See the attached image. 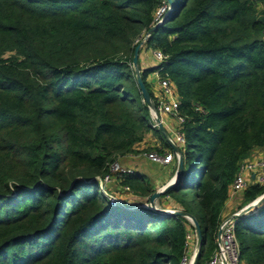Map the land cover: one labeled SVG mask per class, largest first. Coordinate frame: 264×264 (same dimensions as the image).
<instances>
[{"label": "trees", "instance_id": "obj_1", "mask_svg": "<svg viewBox=\"0 0 264 264\" xmlns=\"http://www.w3.org/2000/svg\"><path fill=\"white\" fill-rule=\"evenodd\" d=\"M164 6L165 17L167 0H0V264H180L195 226L177 212L201 227L198 264L215 251L230 185L264 151V0H172L147 38L167 59L140 66L142 80L156 102L148 77L160 70L185 117L183 172L157 198L177 212L113 206L96 179L150 132L173 150L133 66ZM114 175L109 192L157 191L144 174ZM262 194L253 183L246 204ZM235 236L244 264H264V202Z\"/></svg>", "mask_w": 264, "mask_h": 264}, {"label": "built area", "instance_id": "obj_2", "mask_svg": "<svg viewBox=\"0 0 264 264\" xmlns=\"http://www.w3.org/2000/svg\"><path fill=\"white\" fill-rule=\"evenodd\" d=\"M163 10L165 13L166 7L159 9ZM159 16L156 17V21L160 22L162 18V12L158 13ZM143 36L148 38L150 36L149 32H146ZM140 39V38H139ZM137 39L136 41H138ZM154 55L162 63L167 59V56L161 50H154ZM161 87L162 96L154 104L155 108L151 109V119L153 128H159L160 124H164L168 131H170V136L167 142L173 146L176 145L180 151L181 146L185 145L186 138L181 131V126L185 122V117L179 113L180 101L174 91V87L168 78H165L160 73V70L154 71ZM169 115L176 121L175 125L167 123L166 117ZM182 152V151H181ZM181 152L167 151L162 153L158 150H152L145 152V155L152 162L159 163L162 165H169L174 161L179 160ZM133 170L130 168L121 167L119 161H114L110 166V171L104 176H97L96 179L99 182L101 190L108 196L109 202L113 206L121 205L125 206V201L116 194L110 193L106 186L112 182L114 179V174H126L132 173ZM254 181L259 184L264 185V154L254 160H245L241 163L239 171L230 185V197L232 198L235 194L243 192L246 190L251 182ZM124 190L129 191V187H123ZM148 209H153L152 205L148 202L140 205ZM169 214H174L177 212L176 209H166ZM240 213H234L226 218H223L216 234V249L211 255V257L205 261L203 264H242L240 257V247L235 236V223L240 216H236ZM188 218V217H187ZM190 222L194 225L193 221L188 218ZM186 245L187 251L180 264H194L197 253H198V243L197 234L195 229H190L186 234ZM198 264V263H197Z\"/></svg>", "mask_w": 264, "mask_h": 264}, {"label": "crops", "instance_id": "obj_3", "mask_svg": "<svg viewBox=\"0 0 264 264\" xmlns=\"http://www.w3.org/2000/svg\"><path fill=\"white\" fill-rule=\"evenodd\" d=\"M143 57L141 55L139 58L142 69L156 67L159 64L156 62L152 63L150 62V59H143ZM148 80L151 83L152 88L157 90L158 84L154 72L149 75ZM166 121L171 125L176 124V121L173 118H171L169 115H167ZM165 130L169 132L166 127ZM159 146H161V141L159 140L158 135L154 134L153 132H150L149 134L146 135V137L141 143L136 145V149L138 150V153H131L125 156H121L119 158V162H121L123 166L132 169L133 172H138L146 175L157 190L161 189L163 186H165V184H167L169 181H171L174 178L177 171L176 166L178 167L176 161H174L169 165H162L159 163L152 162L150 159L147 158V156L145 155L146 149L147 148L155 149V148H159ZM262 154L263 152L261 150H255L250 158H255ZM129 195H131V198L133 197L132 201H134V203L140 202L137 205H143L142 204L143 202L144 203L148 202L146 198H141L140 196L135 195L133 193L132 194L129 193ZM236 202L237 201L233 197L228 199L222 214L223 218H226L234 214L235 211L234 210L232 211V206L237 204ZM155 203L157 207L159 206L166 209L176 208V205L167 198L157 199Z\"/></svg>", "mask_w": 264, "mask_h": 264}, {"label": "water", "instance_id": "obj_4", "mask_svg": "<svg viewBox=\"0 0 264 264\" xmlns=\"http://www.w3.org/2000/svg\"><path fill=\"white\" fill-rule=\"evenodd\" d=\"M167 2L169 4V6H170L169 11L166 13L165 17L160 22L154 24L149 29V31H148L149 33L154 31L170 15L172 0H167ZM139 49H140V46L139 45L136 46L135 52H134V57H133V66L135 67V70H136V79H137V83L139 85L140 91H141V93L143 95L144 101L149 105V107L151 109H154L155 108V104H154V102L152 100V97H151V95H150L145 83L142 80L141 71H140L139 66H138V63H139ZM160 129L166 135L165 127L162 124H160ZM172 147H173V149L175 151L181 152L180 149L176 145H173ZM177 164H178V167H177V171H176V174H175L174 178L171 181H169L165 186H163L161 189H159L156 192H154L151 195V197L149 198V203L152 205L153 210H157V211L169 214V212L166 209L158 208L155 202H156V199L159 196H161L168 189H170L173 185H175L178 182V180L180 179L181 174H182L183 169H184V159H183L182 152H181V156H180ZM263 202H264V194H262L261 196L257 197L252 202L248 203L245 207H243L241 209L240 213L238 215H236V216H242L244 214H247V213H249L251 211L256 210V208L260 204H262ZM177 213L180 214V215H183L185 217L190 218L193 221V223H194L196 234H197V243H198V253H197V256H196L194 264H197L198 263L199 253H200V249H201L202 239H203L202 238L201 227H200L198 221L196 220V218L194 216H192V215H190V214H188L186 212H177Z\"/></svg>", "mask_w": 264, "mask_h": 264}, {"label": "rangeland", "instance_id": "obj_5", "mask_svg": "<svg viewBox=\"0 0 264 264\" xmlns=\"http://www.w3.org/2000/svg\"><path fill=\"white\" fill-rule=\"evenodd\" d=\"M160 12H162V18L164 17L163 16V10H159L158 11V13H160ZM157 13V16H159V14ZM166 15V14H165ZM156 23H158V22H156ZM155 23V24H156ZM146 41H147V38H146V36H143V37H141L138 41H137V46L139 45L140 46V49H139V58H140V56L142 55V57H143V59H150V62H156V63H159V60L156 58V56L154 55V49H148L147 47H146ZM138 66H139V69H140V66H141V64L140 63H138ZM135 68V67H134ZM136 71V70H135ZM141 71V70H140ZM154 75H155V73H154ZM156 76V75H155ZM156 79H157V77H156ZM157 87H158V89L157 90H155V89H153L154 90V92H155V99H156V101L158 100V99H161V96H162V91H161V87H160V83H159V81H158V79H157ZM152 100H153V102L155 103V100L152 98ZM150 110H151V108H150ZM162 125L164 126V127H166L163 123H162ZM156 129H160V126H159V128H156ZM161 130V129H160ZM162 132V131H161ZM165 132H166V135H165V133H163L162 132V134H163V136H164V138L166 139V141H167V139H168V137L170 136V131L169 132H167L166 130H165ZM158 137H159V140L161 141V146H159V148H164L165 146H166V143H165V141L160 137V135L158 134ZM157 148H155V149H152V150H156ZM152 150H149V151H152ZM262 152H263V154H264V151L263 150H261ZM145 152H147V151H145ZM262 154V155H263ZM262 155H260V156H258V157H255V158H247L246 160H254V159H258V158H260ZM120 165H121V167H124V168H128V167H126V166H123L122 164H121V162H120ZM191 171H192V169L190 170V167H188V168H186V175H190V173H191ZM115 175H113V177H114ZM253 183H256V182H254V181H252L251 182V184H250V186L253 184ZM110 185L111 186H113V187H115V185H118V182L116 181V179L114 178L113 180H112V182L111 183H109L107 186H106V188H108V187H110ZM166 185V184H165ZM249 186V187H250ZM248 187V188H249ZM247 188V189H248ZM116 191V192H115ZM115 191L114 192H110V193H113V194H116V195H118L119 197H121L122 199H123V201H125L126 203H125V206L126 207H129L130 209H132V208H135V207H137L138 205L137 204H139L140 202H137V203H134V201H132V198H131V195H129V193H125V192H123V191H121V188H117V189H115ZM245 191V190H244ZM244 191L243 192H240V193H237V194H235L234 196H233V198L237 201L236 203L237 204H235L234 206H232V211L234 210L235 212L234 213H237V212H239V211H241V209L244 207V206H246L247 204H245V202H246V200H245V197H244ZM132 194V193H131ZM134 203V204H133ZM146 203V202H145ZM142 204H144V202L142 203ZM245 204V205H244ZM244 205V206H243ZM242 206V207H241ZM158 208H160L159 206H158ZM161 209H166V208H161ZM168 209V208H167ZM255 211V210H254ZM132 213L133 214H135V215H137V216H139V217H142V216H150L151 215V212H149V211H145V210H133L132 211ZM233 214V213H232ZM242 264H244L243 262H242Z\"/></svg>", "mask_w": 264, "mask_h": 264}]
</instances>
